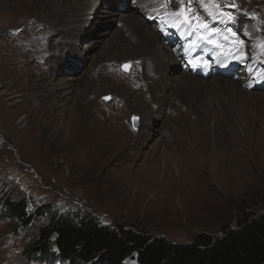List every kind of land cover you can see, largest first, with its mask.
Listing matches in <instances>:
<instances>
[{"label":"rangeland","instance_id":"1","mask_svg":"<svg viewBox=\"0 0 264 264\" xmlns=\"http://www.w3.org/2000/svg\"><path fill=\"white\" fill-rule=\"evenodd\" d=\"M163 2L166 14L179 15L184 24L136 16L184 59L177 73L206 83L232 79L242 91L209 89L210 115L202 110L196 120L166 113L141 127L146 111L139 102V111L124 108L115 119L116 88L94 82L105 69L96 63L118 38L119 24L108 23L105 14L112 11L118 19L136 13L135 0H76L77 13L97 6L96 20L78 43L74 32L64 42L57 35L72 0H0V264H43L30 252L52 211L90 214L102 225L177 244L198 234L221 235L245 214L264 212V0ZM187 32L191 39L183 44ZM196 35L200 45L224 49L223 63L206 54L207 68L192 69L187 60ZM135 70L131 61L116 67L126 79ZM87 94L96 97L86 100ZM74 95L81 103L71 116ZM223 97L234 117L223 109ZM159 158L156 174L148 165ZM6 198L25 200L31 215L42 208L49 214L15 228V221L1 216Z\"/></svg>","mask_w":264,"mask_h":264},{"label":"bare ground","instance_id":"2","mask_svg":"<svg viewBox=\"0 0 264 264\" xmlns=\"http://www.w3.org/2000/svg\"><path fill=\"white\" fill-rule=\"evenodd\" d=\"M75 1L76 0H72V7L70 9L68 8L69 12L65 15L64 20L62 22H58L60 29L57 35H61V42L69 40L67 35L74 32L77 36L78 43L81 36L86 33L97 18L96 5L94 6L92 4L80 13H77L78 11L76 12L74 10ZM163 1L164 0H135V6L139 10L136 9V13L122 14L120 16L118 14V19L115 17L117 14L114 12L110 11L109 13H106L105 17L108 23L116 22L119 24L118 29L114 32L115 34H113L114 36L118 35V38L115 37V40L113 37L111 38L109 55L105 60L96 63L99 67L101 65H105L103 66L105 69L100 73V78L98 79L99 83L94 81L96 85L98 84L99 86H102L104 84H108L111 87L113 86L116 88V92L113 95V100L117 101L115 111L113 112L115 114V119L122 118V110L124 108L128 110V113L139 111V108L135 107L136 102H139L141 104V108L146 111L142 117L140 116L141 127L148 119L151 120L152 118H157L160 115L163 116L166 113L171 114L174 112H184L188 115L194 116L196 120L201 119V115L204 113L201 112L202 110H204L207 115H210V112L213 109V102L211 101L212 96L210 95L213 94L206 93L209 92V89L213 90V92L216 90V93L218 91L231 93H234L235 91H242L240 84L232 79H216L212 82L206 83L202 80L194 78L192 76L193 74H187L186 72L177 73L181 62L184 59L178 55L175 50L170 48L167 41H160L161 35L158 34L152 26L148 25L144 19H138L139 17L137 18L136 16L139 12H143L146 16H150V19L155 18L158 22H170L167 23L169 25H175L177 23H180L179 25L184 24V20L180 21L178 18L179 15L172 16L170 12H167L166 14ZM69 6L70 5H68V7ZM62 7L67 8V4ZM191 30L194 31L195 28ZM190 34L192 33L187 32V35L182 38L183 40L181 42H183V44L188 39H191ZM188 35L189 37H187ZM75 45L74 49L79 51L81 46L77 44ZM192 48L194 49V53H191L189 55V59L187 60L192 69L195 68L201 70L207 68L206 54L213 55L216 64L223 63L220 61V57H224V49L215 51L213 45H199L198 35L192 38L191 51H193ZM230 60L231 59L228 58L225 63H230ZM128 61H131V63L135 65L136 70L135 74H133L131 78L126 79L116 72V67L117 65H121ZM208 77H210V75ZM122 83L124 84L121 85ZM90 95H92V97L94 96V98L96 97L95 94H89V96L87 94L85 97L86 100H88ZM70 103L72 112L71 116H75L81 100L78 96L74 95L71 98ZM223 103L225 104V108L222 106L223 109L227 110L226 112H229L234 117V111L232 108L228 107L229 104L226 98L223 99ZM135 149L136 148H132L131 150L134 151ZM164 154H167V152H164ZM166 158V164L170 167V161L172 158L171 156H167ZM160 160L161 158L157 160L155 159V161L148 165L156 172V174L159 171Z\"/></svg>","mask_w":264,"mask_h":264},{"label":"trees","instance_id":"3","mask_svg":"<svg viewBox=\"0 0 264 264\" xmlns=\"http://www.w3.org/2000/svg\"><path fill=\"white\" fill-rule=\"evenodd\" d=\"M25 200L3 201L1 216L15 221V228H28L39 209L27 211ZM30 257L43 264H264V212L245 214L238 227H226L218 236L198 234L189 244H177L165 237H153L126 227H110L90 214L51 212L38 229Z\"/></svg>","mask_w":264,"mask_h":264},{"label":"snow or ice","instance_id":"4","mask_svg":"<svg viewBox=\"0 0 264 264\" xmlns=\"http://www.w3.org/2000/svg\"><path fill=\"white\" fill-rule=\"evenodd\" d=\"M228 15H233V13H229ZM103 99L108 100V99H110V97H104ZM134 119H136V118H134Z\"/></svg>","mask_w":264,"mask_h":264},{"label":"water","instance_id":"5","mask_svg":"<svg viewBox=\"0 0 264 264\" xmlns=\"http://www.w3.org/2000/svg\"><path fill=\"white\" fill-rule=\"evenodd\" d=\"M136 121V120H135Z\"/></svg>","mask_w":264,"mask_h":264}]
</instances>
